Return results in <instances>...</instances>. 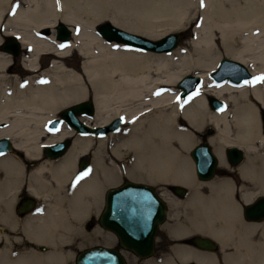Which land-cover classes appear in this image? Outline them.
Wrapping results in <instances>:
<instances>
[{"label":"bare ground","instance_id":"1","mask_svg":"<svg viewBox=\"0 0 264 264\" xmlns=\"http://www.w3.org/2000/svg\"><path fill=\"white\" fill-rule=\"evenodd\" d=\"M88 1L0 0V33L4 29L5 35H15L28 52L22 78L9 72L12 58L5 52L12 53L11 40L5 41L7 49L0 48L5 51L0 52V138L13 143L10 151L0 154V223L22 235L18 239L17 233H5L0 264H62L68 256L71 261L72 251L65 244L82 234L86 219L100 206L104 188L122 177L186 186L183 201L165 190L161 193L173 208L184 203L181 211L172 213L171 218L178 219L170 233L178 239L208 235L221 249L219 256L179 242L172 247L175 259L156 264H264V218L247 219L243 214L245 204L264 195V81L256 80L264 76V0H144L120 20L100 14L101 6ZM82 11L92 19H79ZM103 19L159 40L188 23H203L193 39L169 50L108 39L97 30ZM57 21L69 25L66 41L44 33ZM2 39L0 35V47ZM216 44L244 64L251 77L235 84L246 77L240 67L221 62ZM72 51L81 56L78 69L66 61ZM47 55L49 65L39 68L40 57ZM187 76L201 79L199 94H186L193 82ZM87 97L94 111L80 115L83 123L102 127L121 117L122 128L105 133L80 132L67 123L47 128L48 120L62 109ZM214 97L224 106H212ZM208 127L214 133L206 140L220 173L199 179L189 151ZM65 137L71 142L62 155L44 154V145ZM230 146L246 153L237 166L225 156ZM86 154L91 161L81 170L78 163ZM23 187L40 204L20 217L14 205ZM131 195L117 201L126 197L125 207L135 203L131 210L142 209L143 203ZM11 239L46 243L50 250L13 248Z\"/></svg>","mask_w":264,"mask_h":264},{"label":"water","instance_id":"2","mask_svg":"<svg viewBox=\"0 0 264 264\" xmlns=\"http://www.w3.org/2000/svg\"><path fill=\"white\" fill-rule=\"evenodd\" d=\"M56 37L61 40L70 38L71 30L62 21H58L56 25ZM97 30L108 39L117 38L154 49L174 48L178 43L179 33L173 32L163 39H151L139 34L129 33L124 29L115 26L111 21L104 20L98 25ZM11 46L13 47L12 54L17 55L20 52L19 42L17 38L12 37ZM8 42L2 45V48L7 49ZM224 65L232 67H240V75L244 78L235 84L242 83L251 77V73L247 67L238 60L233 58H220ZM230 68V67H229ZM231 69V68H230ZM237 70V69H236ZM225 71V70H224ZM223 73H219L221 77ZM243 77V76H242ZM186 79L192 80L191 88L186 93L194 94L201 81L198 76H187ZM225 82V78L219 83ZM185 95V94H184ZM186 96V95H185ZM214 104L212 106L222 107L224 101L218 98H212ZM94 111V104L92 100H85L73 104L72 106L62 109L58 117L51 118L48 121V128L55 130L61 123L71 125L78 131L105 133L109 130L117 129L121 123L122 118L117 117L109 124L97 127L85 124L78 117L79 114H91ZM264 120V115H263ZM70 143L69 137L63 138L61 141L43 146V152L46 156L58 157L62 155ZM13 143L8 137L0 138V153L10 151ZM230 162L236 164L243 158V150L237 146H230L225 150ZM190 155L194 160L195 173L199 179H209L215 173V166L217 165V156L212 150V147L207 141H202L195 144L190 150ZM81 167L87 166V160L83 159L80 162ZM170 187L180 196L186 194V188L181 184H170ZM131 195L135 202L143 203V208L138 210H131L133 206L124 205V200H119L125 194ZM105 209L102 214V219L105 225L109 227L117 236L120 245L125 251H131L140 257H148L153 253L154 238L157 226L166 216L167 205L163 198H161L155 191L154 187L147 182H137L134 180H126L119 186H113L105 192ZM118 204L116 205V203ZM32 201H28V207ZM137 206V205H136ZM126 208V209H125ZM243 214L247 219H263L264 218V195L258 196L252 202L243 206ZM193 241L200 247L213 250L216 248V242L213 238L207 235L195 234L192 237ZM75 264H126L125 255L122 250L118 248H107L104 246H89L77 252L75 256Z\"/></svg>","mask_w":264,"mask_h":264},{"label":"rangeland","instance_id":"3","mask_svg":"<svg viewBox=\"0 0 264 264\" xmlns=\"http://www.w3.org/2000/svg\"><path fill=\"white\" fill-rule=\"evenodd\" d=\"M91 1V3L94 5L95 3L96 4H99L100 6H101V8H102V11H100V14H106L107 16H109L110 18H113V19H116V20H120L121 18H123V14H128V15H131V14H133L134 13V11H136V9L138 8V6L140 5V4H142L143 2H144V0H90ZM85 2L88 4L89 3V1L88 0H85ZM88 6V5H87ZM84 12V13H83ZM79 15H81V17H79V19H81L83 22H88V21H90L91 19H92V17L90 16V14L88 13V12H85V11H82L81 13L79 12ZM104 20H108V19H103L102 21H99L97 24H96V26L99 24V23H101V22H103ZM57 23H58V21L56 22V25H57ZM202 23H203V21L202 20H200V21H198V22H193V23H191V24H186L184 27H183V29L182 30H176V31H172L171 33H173V32H177V33H179V38H178V43H177V45L176 46H180V45H182V44H185L186 42H188V41H190L191 39H193L194 38V36H195V32H196V30H199L200 28H201V26H202ZM67 26H69L68 24H66ZM95 26V27H96ZM96 29V28H95ZM97 31V30H96ZM56 32H57V29H56V26H49V27H46V28H44V33H45V35L46 36H54L56 39H57V37H56ZM5 33V30L4 29H2L1 30V33H0V35L3 37V39H2V42L4 43L7 39H11L13 36L11 35L10 36V34H7V35H5L4 34ZM170 34V33H169ZM252 35V34H251ZM166 36V35H165ZM102 37V36H101ZM103 38V37H102ZM58 40V39H57ZM106 40V39H105ZM1 42V43H2ZM68 42V41H67ZM217 46H218V49H217V51H216V54L217 55H220V58H222V57H229V58H232V57H230L229 55H227V54H225V51H224V48L221 46V45H219V44H216ZM175 46V47H176ZM0 48H2V46L0 47ZM3 49V48H2ZM19 49H20V52H19V54H17V55H13L12 53H8V52H5V51H0V52H5V53H7V54H9L10 55V57L12 58V60H11V65H12V68H10V70H9V72H10V75L11 74H16L17 76H19V77H25V75H26V68H25V66H24V64H23V58L25 57V56H27L28 55V52H27V50L23 47V45L21 46V44H20V42H19ZM190 49V48H189ZM50 60H51V58H50V56H42V57H40V59H39V64H38V66H39V68H46L48 65H49V63H50ZM67 63H68V65L70 66V67H73V68H76V69H78L80 66H81V63H82V59H81V56L80 55H78V53H76V51H72V53L68 56V58H67ZM189 75H195V74H189ZM178 86H179V84H178ZM209 97L210 96H208V102H209ZM86 100H92V98H90V97H87L86 98ZM227 106V105H226ZM263 115L264 114H261V119H262V122H264V120H263ZM79 117H80V115H79ZM122 124V125H121ZM121 127L120 128H122V126L124 125V123H122L121 122ZM65 125H67V124H65ZM43 126V125H42ZM45 131V130H44ZM48 132H50L49 130H47V131H45V133L46 134H49V135H51V134H53V133H48ZM214 133V130H213V128L212 127H208L206 130H204V132L201 134V137H200V139L198 140V142L196 143V144H198V143H200V142H202V141H207L206 139L209 137V136H211L212 134ZM212 147V146H211ZM213 148V147H212ZM213 150V149H212ZM214 152V151H213ZM189 154H190V151H189ZM225 154H226V152H225ZM88 156H90L91 157V155H89V154H86V155H84L83 157H87L88 158ZM226 157H227V155H225ZM245 156V157H244ZM190 157H191V155H190ZM244 158V159H243ZM243 161L246 159V153L244 152V155H243ZM191 159H192V157H191ZM227 159H228V157H227ZM90 161H91V158H90ZM192 161H193V164H194V160L192 159ZM228 161H229V159H228ZM242 161V162H243ZM230 162V161H229ZM241 162V163H242ZM218 163V166L216 165V168H215V174H216V176L220 173V169H219V162H217ZM240 164V163H239ZM239 164H237L236 163V165H234V166H237V165H239ZM194 167H195V164H194ZM125 177H122V179H124ZM122 179H120V180H122ZM151 184H153V186H157V185H162V186H167L166 185V183H164V182H156V183H151ZM164 189H167L166 187H164ZM188 189V188H187ZM21 195H31L26 189H25V187H23L21 190H19L18 191V193H17V195H16V199H15V202L19 199V197L21 196ZM187 195H188V193H187ZM187 195L184 197V198H179L181 201H183V200H185V198L187 197ZM258 196H261V195H258ZM258 196H256L255 198H257ZM36 197V196H35ZM32 198H33V196H32ZM176 198H177V196H176ZM254 198V199H255ZM36 200H37V202H40V200H39V198H35ZM40 204V203H39ZM168 204H169V202H168ZM170 205V204H169ZM183 205H184V203L183 204H180V203H176L175 204V207L173 208L171 205V210H170V216L172 217V213H174V211H181V209H182V207H183ZM94 216V214H92V215H90L87 219H86V226H87V221H88V219L89 218H92ZM92 219H94V218H92ZM180 220H183L184 218L183 217H180L179 218ZM172 221L173 220H175V219H171ZM8 232H10L9 230H6V233H8ZM10 233H12V234H16L17 233V235L19 234L18 232H16V233H13V232H10ZM9 234V233H8ZM11 234V235H12ZM95 230L93 229V228H89V227H85L84 229H83V231H82V240H81V242L80 243H76V246H72L71 245V247H70V249H71V251H72V253H73V251H78V250H80V249H83V247H88V246H91V245H93L94 244V241H95ZM79 236H81V234H78ZM78 235H76L75 236V240L77 241L78 239H79V237H77ZM13 236V235H12ZM24 242H27V240H23ZM74 241V240H73ZM9 243H11V246L13 245V244H17V243H20V241L19 242H17V241H14L13 239H11V241L9 242ZM81 244H83L81 247H80V245ZM79 247V248H78ZM37 249V248H36ZM37 251H39V252H42L41 250H39V249H37ZM70 251V252H71ZM216 253H217V255H219V256H221V249H220V246H219V248H218V250H216L215 251ZM214 252V253H215ZM123 253H124V255H125V257H126V260H127V264H156V262L158 263V261H159V259L161 260V259H167V258H173V255H174V257H175V252H174V250H173V248L172 249H169L165 254H166V256H164V258L162 257V255H160V254H158V252H156L154 255H152V256H150V257H148V258H146L145 260H143L142 262H137V260L134 258V256L130 253V252H128V251H123ZM215 253V254H216ZM74 255V254H73ZM73 255H71V258H72V260L71 261H73ZM70 258V256H68V259ZM173 259H175V258H173ZM158 260V261H157ZM71 263V262H70ZM72 264H74V262H72ZM177 264H180V263H177ZM220 264H223V262L221 261L220 262Z\"/></svg>","mask_w":264,"mask_h":264},{"label":"flooded vegetation","instance_id":"4","mask_svg":"<svg viewBox=\"0 0 264 264\" xmlns=\"http://www.w3.org/2000/svg\"><path fill=\"white\" fill-rule=\"evenodd\" d=\"M83 158H85V157H83ZM90 158H91L90 156H88V158L87 157L85 158L89 162V164H90ZM78 167L81 168L79 163H78ZM81 170H82V168H81ZM127 178L130 179V180L137 181V182H148V180H145L143 178H141V179L140 178H137V179L135 178L134 179L132 177L131 178L130 177H125L124 179L120 180L119 183L117 182V184H115V185L106 186L104 188L103 193H102V195H103L102 197L103 198H101L100 206H99L98 210L95 212L94 216L92 217L94 219L89 218L88 221H87V226H86V227H89V228H93L95 230V234H94L95 235V241H94L93 245L104 246V247H107V248H122L117 236L115 235V233L109 227H107L105 225V222L102 219V214H103V211L105 209V202H106L105 201V192L107 191V189H109L110 187H113V186L121 185V183L126 181ZM166 185L167 186L157 185V186H154V188H155V190H156V192L158 194H161L162 191L165 190L167 192H170L175 197L177 196L178 199L179 198H184V196H179L170 187V183L169 182H167ZM164 187H166L167 189H164ZM25 189H26V187H25ZM35 198H36L35 196L32 198L31 195H24V196L21 195L19 197V199L16 201L15 205H14L15 213L18 216H20V217H24L26 214L34 211V209L36 210V208L39 206L40 202H37V200ZM28 201H32V203H31V205L29 207L27 205ZM170 210H171V206L167 203V211H166L165 219H164V221L159 223L158 226H157V230H156V234H155V238H154V246H153V254L152 255H154L156 252H158V254H160V255H162V257H164V256H166L165 253L169 249H172V247L174 245H176L177 243H179V242H180V244H184V245H186L188 247H192V248H195V249H198V250H201V251H205V252H213L214 253L216 250H218V248H219L218 243L216 245V248L213 249V250L200 247L192 239V237L195 235V233L190 234V235H186V238H184V239H178L177 237H174L170 233V228L177 222L176 219H178V218H171ZM171 219H175V220L172 221ZM5 233H6V228L4 227L3 224L0 223V250L5 247V238H4ZM18 235H19L18 239L22 238V235L20 233ZM77 237H79V239L77 241L75 239H72V241L74 240L73 244H71V243L68 244V242L65 244L66 249L71 247L69 245H72L74 247V246H76L77 242L78 243L81 242V240L83 239L82 238V234H81V236L78 235ZM82 245L83 244H81L80 247ZM23 246L24 247H28L29 246L31 248H37V249H39V250H41L43 252H47V251L50 250V245H48L46 243H42V242L41 243H35V242L30 241V240L25 242V243L24 242L23 243L20 242V243H17V244H13V248H21ZM83 248H85V247H83ZM78 251H73V253H72V254H74L73 255V261L75 259V255L77 254ZM130 253L134 256V258L137 260V262H142L143 260L148 258V257L141 258V257H139L138 255H136V254H134L132 252H130ZM173 258H174V255H173ZM70 262H71L70 259H68V257H67L64 261H62V264H71L72 262L71 263ZM220 262H221V260H220ZM179 263L180 264H198L194 260H188L186 262H179Z\"/></svg>","mask_w":264,"mask_h":264},{"label":"snow or ice","instance_id":"5","mask_svg":"<svg viewBox=\"0 0 264 264\" xmlns=\"http://www.w3.org/2000/svg\"><path fill=\"white\" fill-rule=\"evenodd\" d=\"M13 14H14V12H13ZM67 46H69V45H65V44H61V45H60L61 48H64V47H67ZM256 80H257V81H264V76L257 77ZM246 83H248V81H246ZM196 94H199V93L197 92ZM0 154H2V153H0ZM81 178H82V177H81Z\"/></svg>","mask_w":264,"mask_h":264}]
</instances>
